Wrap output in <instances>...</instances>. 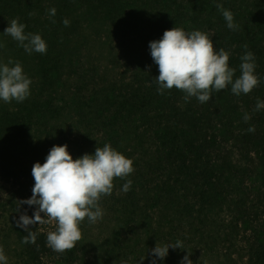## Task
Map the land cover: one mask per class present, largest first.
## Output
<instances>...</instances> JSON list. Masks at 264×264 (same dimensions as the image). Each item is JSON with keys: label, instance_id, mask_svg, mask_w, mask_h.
Listing matches in <instances>:
<instances>
[{"label": "trees", "instance_id": "1", "mask_svg": "<svg viewBox=\"0 0 264 264\" xmlns=\"http://www.w3.org/2000/svg\"><path fill=\"white\" fill-rule=\"evenodd\" d=\"M217 3L238 29L227 27ZM1 17L18 18L47 44L46 53L29 54L9 40L18 55L34 58L40 76L33 108L48 119V140L45 152L35 145L37 160L44 163L54 145L67 144L76 159L109 143L134 168L99 201L100 224L114 226L110 235L95 245L82 236L57 253L47 246L55 227L30 225L37 240L24 244L27 232L16 224L37 207L21 204L32 196L34 164L0 166V185L9 187L0 195V216L16 220L23 264H86L87 249L96 247L106 254L100 264H181L189 253L193 264H264V108L255 110L264 101V0H0ZM174 27L207 32L217 51L230 53L234 79L251 51L258 86L236 96L229 85L206 103L185 101L175 87L160 94L149 43ZM22 104L0 110V124L18 137L35 114ZM177 241L182 248L170 247L162 260L151 254L156 244Z\"/></svg>", "mask_w": 264, "mask_h": 264}, {"label": "clouds", "instance_id": "2", "mask_svg": "<svg viewBox=\"0 0 264 264\" xmlns=\"http://www.w3.org/2000/svg\"><path fill=\"white\" fill-rule=\"evenodd\" d=\"M216 7L222 12L227 27L238 29L233 13L224 9L222 3H217ZM49 14L55 16L56 9L51 8ZM63 24L68 26L70 21L64 19ZM25 28L26 25L15 18L3 33L11 36L29 54L33 51L46 53L47 44L42 36L26 33ZM243 47L247 49L248 45ZM149 48L159 70L155 80L160 94L175 87L186 93L185 101L196 97L199 102L206 103L212 98L213 91L225 90L229 85L231 92L239 96L242 93L249 94L260 83L255 73V57L251 51H246L241 57L240 75L234 79L236 69L229 66L230 53L224 48L217 51L211 36L204 31L187 32L183 28L174 27L165 30L160 39L151 41ZM31 83L19 61L9 59L6 64H0V100L22 103L30 95ZM261 108H264V101L258 99L255 110ZM243 119L248 122L251 116L245 113ZM247 131L254 132L255 126H250ZM133 171V161L109 143L96 147L94 154L85 153L76 159L69 153L67 144L54 145L45 162H36L32 167L35 181L32 196L21 201V204L37 207L32 216L25 212L16 221L17 226L27 232L22 243H36L37 232L31 230L30 225L54 223L55 230L47 233V246L57 253L73 249L82 238L80 225L85 218L89 223L102 219L104 212L99 201L101 197L112 194L114 179H124ZM131 184L132 181L127 180L122 191H129ZM170 247L182 248V242L163 246L156 244L151 254L162 260L168 255ZM189 255L183 257L181 264H193ZM0 264H7L2 246ZM152 264H155V260Z\"/></svg>", "mask_w": 264, "mask_h": 264}, {"label": "rangeland", "instance_id": "3", "mask_svg": "<svg viewBox=\"0 0 264 264\" xmlns=\"http://www.w3.org/2000/svg\"><path fill=\"white\" fill-rule=\"evenodd\" d=\"M8 26L9 21L6 20V17H1L0 64H6L9 59L13 60L14 62L19 61L21 63L25 75L32 81L30 85V95L26 100L23 101L22 106L33 111L35 114L32 116L33 118L30 128L25 130V134L22 137H18L17 131H8V129L0 124V166H30L36 162H39L36 158L35 145L40 146L39 148H43L44 152L47 150L46 141L48 138L46 134V126L48 119L44 116L41 117L38 114L37 111H39V106L38 108H33V106H35V100L37 98L36 96L40 93V76L35 64V60L34 58H27L23 57L22 55H18V52L10 45L9 40L12 37L3 33L4 29ZM44 94H46V88L44 89ZM43 99L44 102H42V105L45 104L46 97L43 96ZM17 104L18 102L15 100H13L11 103H6L3 100H0V110L9 109L8 111L10 112L18 110ZM7 119L13 118L6 117L3 120ZM8 191L9 187L7 185H0L1 196L5 195ZM5 217L6 216L4 215H2V217L0 216V246H2L4 249V254L7 257V264H23V250L18 241V235L15 231L17 226L14 224V222L16 220H10L9 218ZM47 227L53 228L55 227V224H48ZM113 227V224L109 222L100 224V220H98L96 223H89L87 218H85V220L80 225L82 236L89 237L94 245L99 243L106 236H109ZM87 251L90 257L86 264H100L101 262L105 261L106 254L103 250H101V247H96V249L90 248L87 249Z\"/></svg>", "mask_w": 264, "mask_h": 264}]
</instances>
